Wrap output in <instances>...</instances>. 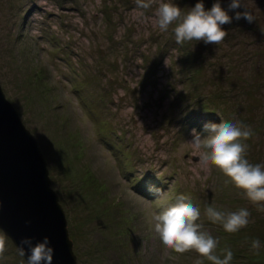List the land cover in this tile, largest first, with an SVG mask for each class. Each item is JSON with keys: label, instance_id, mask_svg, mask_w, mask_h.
Wrapping results in <instances>:
<instances>
[{"label": "rangeland", "instance_id": "374dc122", "mask_svg": "<svg viewBox=\"0 0 264 264\" xmlns=\"http://www.w3.org/2000/svg\"><path fill=\"white\" fill-rule=\"evenodd\" d=\"M163 2L187 13L200 0ZM203 2L207 10L215 0ZM160 3L0 0L1 84L47 161L78 264H212L165 251L154 231L153 213L181 194L218 241L217 256L230 249V264H264V211L218 169L205 171L188 143L207 123L248 126L245 158L264 168V0H241L255 22L222 26L219 45H178L176 24H155ZM208 206L246 208L249 223L228 233ZM0 235V264H27Z\"/></svg>", "mask_w": 264, "mask_h": 264}, {"label": "clouds", "instance_id": "9594fccd", "mask_svg": "<svg viewBox=\"0 0 264 264\" xmlns=\"http://www.w3.org/2000/svg\"><path fill=\"white\" fill-rule=\"evenodd\" d=\"M151 3L152 0H136L140 9H148ZM229 13H234V16ZM241 19L249 24L255 22L254 15L243 7L241 0H230L227 9L222 7L220 0H215L207 10L203 0H200L187 13H182L178 5L161 0L155 13V24L162 32H167L171 25L176 24L173 30L178 45L191 41L219 45L228 34L222 26ZM204 131L207 135L202 137L201 133L193 129V139L188 142L199 154L202 168L205 171H210L212 167L218 169L251 204L264 211V168L259 164H250L245 158L247 144L244 141L253 135L251 128L221 121L219 124H205ZM176 201L152 215L154 231L165 251L178 254L194 251L212 264H230L232 251L225 249L221 259L215 254L218 241L200 231L201 226L196 223L200 212L190 202V198L181 194ZM205 214L213 223H220L228 233H236L246 227L250 216L246 208L224 213L212 206L206 207ZM49 244L47 237L35 244L32 239L25 238L20 242L18 251L21 256L27 255V264H52L54 249ZM251 247L258 250L260 241H252ZM4 252L5 236L0 235V257ZM196 264L202 262L197 260Z\"/></svg>", "mask_w": 264, "mask_h": 264}, {"label": "water", "instance_id": "95a60500", "mask_svg": "<svg viewBox=\"0 0 264 264\" xmlns=\"http://www.w3.org/2000/svg\"><path fill=\"white\" fill-rule=\"evenodd\" d=\"M0 229L18 248L47 237L52 264H78L60 197L43 152L0 81ZM27 262V255L23 256Z\"/></svg>", "mask_w": 264, "mask_h": 264}, {"label": "trees", "instance_id": "16d2710c", "mask_svg": "<svg viewBox=\"0 0 264 264\" xmlns=\"http://www.w3.org/2000/svg\"><path fill=\"white\" fill-rule=\"evenodd\" d=\"M254 262H257V259H253Z\"/></svg>", "mask_w": 264, "mask_h": 264}]
</instances>
